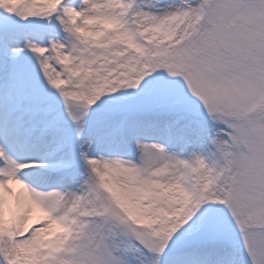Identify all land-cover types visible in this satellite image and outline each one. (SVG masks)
<instances>
[{
    "label": "snow or ice",
    "instance_id": "6c2138e0",
    "mask_svg": "<svg viewBox=\"0 0 264 264\" xmlns=\"http://www.w3.org/2000/svg\"><path fill=\"white\" fill-rule=\"evenodd\" d=\"M0 264H264V0H0Z\"/></svg>",
    "mask_w": 264,
    "mask_h": 264
}]
</instances>
